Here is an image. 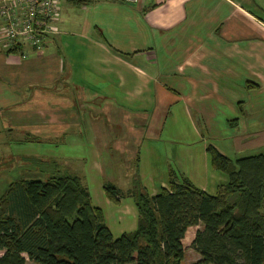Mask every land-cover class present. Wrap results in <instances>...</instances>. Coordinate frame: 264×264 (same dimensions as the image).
Returning a JSON list of instances; mask_svg holds the SVG:
<instances>
[{"label":"crops","instance_id":"crops-1","mask_svg":"<svg viewBox=\"0 0 264 264\" xmlns=\"http://www.w3.org/2000/svg\"><path fill=\"white\" fill-rule=\"evenodd\" d=\"M53 26L25 56L0 33V196L11 181L40 178L24 161L47 159L40 146L65 134L69 148L86 143L104 176L118 156L131 159L122 190L143 181L141 150L158 154L151 195L172 174L214 194L227 177L212 168L209 144L230 159L264 149V0H61ZM168 143L182 162L159 152ZM12 170L20 177L8 183Z\"/></svg>","mask_w":264,"mask_h":264},{"label":"trees","instance_id":"trees-1","mask_svg":"<svg viewBox=\"0 0 264 264\" xmlns=\"http://www.w3.org/2000/svg\"><path fill=\"white\" fill-rule=\"evenodd\" d=\"M16 48L8 49V52ZM213 169L226 182L214 194L190 179L170 175L153 195L135 178L128 190L106 181V198H133L136 227L114 237L103 209L92 203L75 173L47 171L46 177L11 181L0 196V264H183L182 240L199 226L190 264H264V153L230 159L206 147Z\"/></svg>","mask_w":264,"mask_h":264},{"label":"rangeland","instance_id":"rangeland-1","mask_svg":"<svg viewBox=\"0 0 264 264\" xmlns=\"http://www.w3.org/2000/svg\"><path fill=\"white\" fill-rule=\"evenodd\" d=\"M68 136V137H67ZM78 136V135H77ZM67 139L70 137L69 134H65L62 136L61 140L56 142H50L48 144H42L40 146V151L42 154L49 155L47 159L44 158H36V159H30L25 160V165L28 163L31 165L30 167L24 168V169H32L33 167L38 169L39 162L43 161L44 163H49L46 165L47 171L49 170V174L51 173V169L55 168L56 165L58 166V170L60 171H67L71 172L74 171L77 172L78 169H82V172L85 175V183L86 186L89 189L90 194L93 197V203L98 204L102 207V209L105 211L107 215V223L109 226V229L114 237L119 236L124 231H131L133 228L131 227L133 225V222L136 224L137 222V211L136 207L133 201V198L124 197L121 200V204L114 205L113 203L108 202L105 199V195L103 194V188L102 184L104 181H111L116 186L124 189L130 185L129 177L133 174V168H132V161L131 159H128L126 156H118L117 161L115 162V165L107 168L106 174L102 173V165L98 164V169L96 168V165L94 164V160L91 157V150L85 149V144H83L82 147L75 150L72 147L69 146V142L66 141L63 142L64 138ZM74 137V135H73ZM90 146V145H88ZM197 146V145H194ZM177 147H181L179 144H175L174 146L171 143H168L166 145H163L162 148H158L159 152H161L163 155H169L171 157L170 163H180L182 162V158L180 161L176 160V156L179 155V150ZM49 148V149H47ZM197 147H184L183 151L186 154H191L193 157L195 156V150ZM152 150H144L143 152L141 150L142 159L139 164L143 166L142 174H143V181L140 182L141 185L146 189L148 193H150L152 190V185H159L160 181V171H161V165H158L160 163L161 159L155 160L154 156L158 154H153L151 152ZM98 152V151H97ZM264 153L263 150H254L252 152H248L250 155H254L257 153ZM246 154V155H249ZM78 156V159H75L74 157ZM79 157L84 158L83 160L79 159ZM79 160V161H77ZM77 161V162H75ZM117 163V164H116ZM104 165V164H103ZM104 167H107L105 165ZM194 168V166H189ZM154 169L157 170L156 174H152ZM185 168H183L184 171ZM40 171V170H39ZM216 171V170H215ZM20 172V171H19ZM101 172V173H100ZM219 172V171H217ZM79 174L81 172H78ZM46 172L40 171V177H46L49 175ZM82 174V173H81ZM29 175H33V173H29ZM83 175V174H82ZM151 175L154 176V179H151ZM16 171L8 172V183L12 179H16ZM197 183L200 182V180H196ZM132 183V182H131ZM208 191H211L210 188H208ZM262 212L264 213V203L262 206ZM136 215H135V214ZM198 226H192L188 228V230L185 233V237L182 240L183 247L185 248L184 253V259L182 261L183 264H190L196 261L199 258V255L197 252L194 251L191 247V242L194 237L195 231L198 229Z\"/></svg>","mask_w":264,"mask_h":264},{"label":"built area","instance_id":"built-area-1","mask_svg":"<svg viewBox=\"0 0 264 264\" xmlns=\"http://www.w3.org/2000/svg\"><path fill=\"white\" fill-rule=\"evenodd\" d=\"M138 4L140 0H119ZM61 0H0L1 41L7 49L40 52L46 36L55 32L53 22L60 13ZM25 56V50L22 51Z\"/></svg>","mask_w":264,"mask_h":264}]
</instances>
